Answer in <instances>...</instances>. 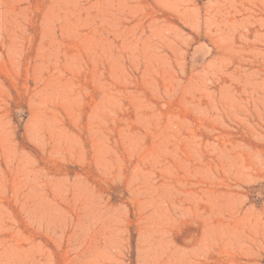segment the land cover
Here are the masks:
<instances>
[{
  "label": "rangeland",
  "instance_id": "obj_1",
  "mask_svg": "<svg viewBox=\"0 0 264 264\" xmlns=\"http://www.w3.org/2000/svg\"><path fill=\"white\" fill-rule=\"evenodd\" d=\"M0 264H264V0H0Z\"/></svg>",
  "mask_w": 264,
  "mask_h": 264
}]
</instances>
